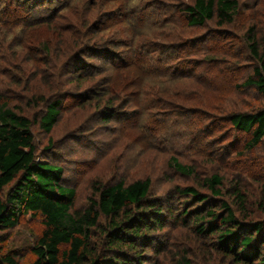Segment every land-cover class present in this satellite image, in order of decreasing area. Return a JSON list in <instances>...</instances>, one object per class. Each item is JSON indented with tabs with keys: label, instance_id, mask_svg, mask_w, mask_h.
Here are the masks:
<instances>
[{
	"label": "rangeland",
	"instance_id": "1",
	"mask_svg": "<svg viewBox=\"0 0 264 264\" xmlns=\"http://www.w3.org/2000/svg\"><path fill=\"white\" fill-rule=\"evenodd\" d=\"M238 1L232 25L189 27L179 11L194 0H0V94L33 122L38 156L63 168L73 211L98 199L94 186L151 181L166 210L149 264H241L216 247V234L195 233V216L183 222L188 199L177 188L209 193L213 175L224 179L217 201L264 225V140L249 150V135L228 121L264 106L259 91L240 88L257 66L251 27L263 48L264 0ZM55 96L68 100L47 134L43 99ZM172 158L195 174L177 173ZM44 229L41 216H21L4 252L32 264Z\"/></svg>",
	"mask_w": 264,
	"mask_h": 264
},
{
	"label": "trees",
	"instance_id": "2",
	"mask_svg": "<svg viewBox=\"0 0 264 264\" xmlns=\"http://www.w3.org/2000/svg\"><path fill=\"white\" fill-rule=\"evenodd\" d=\"M39 3L42 0H37ZM239 10L238 0H194L179 12L189 27H203L210 22L223 27L236 21ZM246 40L257 66L240 88H254L264 96V41L261 48L254 27L248 30ZM44 99L39 126L49 134L59 121L62 102L68 99ZM228 121L233 129L249 135L246 148L252 150L261 145L264 106L253 111H233ZM171 160L177 173L195 174L193 167L182 165L175 158ZM223 180L217 175L206 178L203 187L209 193L192 186L177 188V194L188 199L184 202L183 222L195 216L191 228L200 236L216 234V247L224 254L241 264H264V225L246 222L248 216L243 207L233 209L226 202L217 201L222 197ZM151 190L149 179L130 185L120 182L94 186L98 199H90L85 209L73 211L76 191L64 184L63 168L38 156L33 122L0 94V264H19L14 253L4 252V245L6 232L16 228L26 214L41 216L45 226L34 248L36 259L32 264H149L148 251L158 241L151 234L162 228L166 210L151 197ZM234 194L245 204L240 191L235 190ZM169 214L172 220H178L174 213ZM190 263L182 257L176 264Z\"/></svg>",
	"mask_w": 264,
	"mask_h": 264
}]
</instances>
